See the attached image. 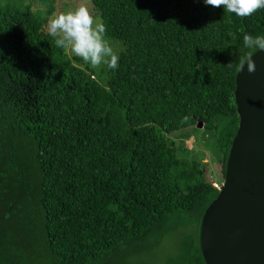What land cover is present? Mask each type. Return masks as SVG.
<instances>
[{
    "label": "trees",
    "instance_id": "trees-1",
    "mask_svg": "<svg viewBox=\"0 0 264 264\" xmlns=\"http://www.w3.org/2000/svg\"><path fill=\"white\" fill-rule=\"evenodd\" d=\"M32 1L0 0V264H112L195 223L191 249L165 264H205L199 227L238 126L235 76L261 49L243 35L264 36V9L91 0L120 56L112 71L57 47L54 0Z\"/></svg>",
    "mask_w": 264,
    "mask_h": 264
},
{
    "label": "water",
    "instance_id": "water-1",
    "mask_svg": "<svg viewBox=\"0 0 264 264\" xmlns=\"http://www.w3.org/2000/svg\"><path fill=\"white\" fill-rule=\"evenodd\" d=\"M256 70L246 71L249 59ZM235 76L238 126L223 182L205 209L199 247L205 264H264V49ZM202 129L203 123H196Z\"/></svg>",
    "mask_w": 264,
    "mask_h": 264
},
{
    "label": "clouds",
    "instance_id": "clouds-1",
    "mask_svg": "<svg viewBox=\"0 0 264 264\" xmlns=\"http://www.w3.org/2000/svg\"><path fill=\"white\" fill-rule=\"evenodd\" d=\"M202 3L205 6L222 8L223 12L234 13L237 17H247L258 9H264V0H202ZM46 26L57 47L80 57L93 67L104 65L112 71L118 68L120 56L106 37V26L89 10L87 4L82 3L72 10L54 14L48 18ZM243 46L246 49H264V36L254 37L246 33L243 35ZM244 65L245 63L241 65L240 70ZM246 65L247 72L256 70L255 62L251 58ZM188 120L189 116L185 115L181 123Z\"/></svg>",
    "mask_w": 264,
    "mask_h": 264
},
{
    "label": "rangeland",
    "instance_id": "rangeland-1",
    "mask_svg": "<svg viewBox=\"0 0 264 264\" xmlns=\"http://www.w3.org/2000/svg\"><path fill=\"white\" fill-rule=\"evenodd\" d=\"M90 1L91 0H54L52 4L54 10L52 16L62 11L72 10L80 6V4L82 3L87 4L89 10L92 12V5ZM32 8L33 9L39 8L44 10L45 5L39 2V0H33ZM68 54L71 56L69 51ZM188 131L191 133L192 137L194 135L197 136V137L195 136V138H197L196 145L201 143L200 145H202L203 148L209 145L210 142L208 138H206L207 136L204 134L202 129L196 130L193 128L192 129L189 128ZM191 142L192 139H190L186 143L187 145H189ZM212 178L215 179L214 181L218 182L219 184H222L223 182V178H220L217 175L216 176L213 175ZM197 234H198V224L195 223L194 225L192 224L190 226H187L186 228H181L178 232L167 236L165 238L166 240L161 244V246L157 250H154L152 253L140 254L141 251H139L138 248H135L134 250L126 249L121 253L115 255L112 264H119L121 260H125V262H122L121 264L123 263L124 264H163V262L165 264L168 262L167 258H173L177 253L191 249V246L194 244L196 240ZM153 236L155 238L157 237V234L154 233ZM190 243H192V245H190Z\"/></svg>",
    "mask_w": 264,
    "mask_h": 264
},
{
    "label": "built area",
    "instance_id": "built-area-1",
    "mask_svg": "<svg viewBox=\"0 0 264 264\" xmlns=\"http://www.w3.org/2000/svg\"><path fill=\"white\" fill-rule=\"evenodd\" d=\"M220 185L221 184H219L218 182H215V181H213V187L215 188V189H219V187H220Z\"/></svg>",
    "mask_w": 264,
    "mask_h": 264
}]
</instances>
